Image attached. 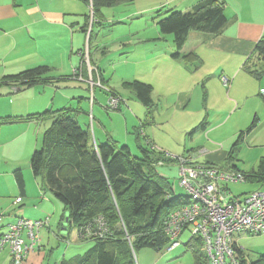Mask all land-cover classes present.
Listing matches in <instances>:
<instances>
[{
  "label": "crops",
  "instance_id": "0c3cea01",
  "mask_svg": "<svg viewBox=\"0 0 264 264\" xmlns=\"http://www.w3.org/2000/svg\"><path fill=\"white\" fill-rule=\"evenodd\" d=\"M138 1L144 3V6L140 7L142 11L133 10L126 18L141 14L151 15L159 31L157 22L168 12H187L202 0H175L179 5L175 9L165 11L163 4L167 2L166 0H134L133 2ZM224 4L227 25L223 33L216 36L200 32L189 33L184 47L178 52L180 57L177 58L173 57L176 53L174 44L168 52H161L158 49L154 54L162 63L161 70L167 74L165 85L179 86L175 88L176 91L168 95L167 102L172 115L192 112L196 118H202L197 126H181L179 129L185 130L186 133L191 128L188 132L191 141L198 138L195 134L200 131L199 135L207 138L205 146L195 141L190 144L191 151L179 154L165 144L159 145L154 135L149 136L145 132L148 126L154 124L153 112L158 103V99L154 98V90L151 94L152 107L148 115V110L136 99L129 85L133 81H142L124 80V76L121 75L123 79L118 85V90H114L109 85L113 82L104 72L107 65L101 59L95 61L92 49L90 52V45L87 58L85 57L84 43L89 38V34L91 42L92 32L86 34L84 30L88 33L94 25L102 27L104 23L101 12L95 22L87 19V15L91 14L88 12L91 11L88 0H0V151L13 149L15 154L9 159L5 154L0 155V177L13 174L20 191V196L16 199L21 198L20 202L14 203L19 209L8 213L6 218L1 220L2 224L6 226L8 222L13 223L17 218L29 221L48 219V227L41 229L46 234L47 242L52 239L47 245L54 244L53 237L58 239L60 236L52 230L54 215L52 218L48 217L51 207L56 206L52 196L45 194L42 188H38L39 191L36 188L27 191L21 172L24 168L23 164L30 160L33 150L39 148L41 135L50 124L49 121L40 118V114L47 110L62 108L78 109V122L79 115L89 114L90 124L87 127L91 126L93 140L98 145L116 141L119 145L129 147L131 143L136 153L134 132L136 128L140 129L143 126L140 134L142 138L143 136L146 138L143 139L144 142L150 148L153 147L164 153L165 156L183 158L192 164H207L244 174L245 183L251 184L250 189L239 195L231 194L233 197L242 198L254 190L264 191V167H258L264 157V98L260 95V90L264 89V62L253 58L249 64L247 63L256 43L264 38V0H224ZM160 7L163 8L159 9ZM182 8L185 11H182ZM228 9H230L229 13ZM153 11L155 15L152 16ZM162 14L164 15L161 17ZM116 38L117 42L125 40V36ZM190 39L191 44L188 45ZM120 50L125 56L129 55L130 51L124 45ZM108 53L103 52L101 55L107 56ZM187 54L193 55L188 61L182 58ZM42 66L48 70L41 76L43 79L33 85L14 90L12 86L16 83L5 79ZM190 67L195 73L200 71L195 78L191 76L194 73L184 70ZM255 71L259 74L256 75ZM223 76L227 77V85L221 81ZM91 80L94 83L93 88L90 87ZM98 82L121 97L122 104L128 102H125L127 110H122L121 104L117 111L119 115L115 114L121 119L118 129L112 125L108 127L103 121V117L105 118L103 111H107L106 106L104 107L107 93L97 86ZM57 89L68 90L62 92L60 103L55 107ZM211 96L214 99L209 102ZM88 102L89 112L85 109ZM200 110L205 111L204 117L197 116ZM8 117L14 118L13 121L7 123L3 121ZM122 120L125 136L124 139L123 137L118 139L116 136L121 133ZM11 125H15L16 128ZM212 135L216 137V141L210 140ZM178 138H181V134ZM244 148L254 158V165L246 171L239 168ZM17 172L21 173L23 188L17 184ZM157 172L167 179L170 178V171L166 168H161ZM177 172L176 168V175ZM247 175L253 177L248 179ZM36 179L34 178L35 181ZM36 185L38 186V182ZM226 186L228 188L229 185ZM31 205H33L32 210L29 209ZM7 207L8 205L0 204V212L7 213L10 210L5 209ZM4 232L0 233V236ZM50 232L53 236L48 234ZM238 239L239 243H242L247 236H240ZM249 242L250 240H247L242 243L244 245L242 247L246 250L248 259L252 260L247 249L251 244ZM41 247H44V244ZM3 248L0 252V264H9L8 248L6 247V251ZM252 248L256 252L260 251L254 253L255 256L264 254L262 246ZM30 253L23 264H32L30 262L33 261L34 254L30 255ZM66 253L64 250L60 258ZM190 264L196 263L193 260Z\"/></svg>",
  "mask_w": 264,
  "mask_h": 264
},
{
  "label": "trees",
  "instance_id": "16d2710c",
  "mask_svg": "<svg viewBox=\"0 0 264 264\" xmlns=\"http://www.w3.org/2000/svg\"><path fill=\"white\" fill-rule=\"evenodd\" d=\"M133 1L88 0L91 14L87 19L95 22L103 8ZM224 10V0H202L187 12L172 11L160 18L157 22L160 33L172 36L176 49L173 57H180L178 52L191 32L209 36L223 33L227 25ZM84 32L87 34V30ZM191 57L192 54H187L182 58L188 61ZM253 58L264 62V38L256 43L247 63ZM47 70L45 66L36 67L4 78L16 83L12 86L16 90L40 82ZM129 85L149 115L152 85L138 81ZM78 113V109L62 108L40 114V118L50 124L29 163L42 190L50 192L62 204L61 220H65L67 228H75L79 241L92 243L82 255L60 264H136L134 253L138 249L168 248L166 220L176 207L187 203L188 196L174 195L169 179L161 176L156 166L172 164L175 159L144 142L146 138L140 134L143 126L134 132L136 153L116 141L98 145L90 128L79 124ZM13 119L8 117L3 121L7 123ZM258 167H264V157ZM251 177L247 175L248 179ZM16 181L23 188L20 172L16 173ZM58 237L61 239V234ZM191 245L194 246L191 249L194 263H207L199 239L194 243L188 239L184 244L187 248ZM41 248L40 244L34 252ZM239 252L246 259L242 264H264L263 254L249 260L245 249Z\"/></svg>",
  "mask_w": 264,
  "mask_h": 264
},
{
  "label": "rangeland",
  "instance_id": "374dc122",
  "mask_svg": "<svg viewBox=\"0 0 264 264\" xmlns=\"http://www.w3.org/2000/svg\"><path fill=\"white\" fill-rule=\"evenodd\" d=\"M167 2L163 4L164 11L167 9H175L177 5L175 0H166ZM171 5V6H170ZM144 3L142 1H138L136 3H128V4H117L110 8H103L101 10V14L103 16L102 19H104V23L102 27H97L94 25L93 28H90L88 30L89 34L92 32V39L91 42L87 40L84 43V49L88 54V47H90V52L92 49V53L95 56L96 59H101L105 64L107 65V68H105V74L106 77H110L113 84H109L110 87L118 90V85L120 81H122L123 76L124 80H131L136 79L145 83H149L153 86L154 90V98L158 99L157 106L155 107L154 114V124L148 126L147 129H145L146 134L149 136L154 135L156 137V143L159 145L165 144L166 147L172 149V151L182 154L184 151H191L190 144L199 142L205 146L206 144V136L199 135L201 132H196L195 136L198 135V138L195 139V141H191V135H189L188 132L191 131V128L187 130L185 133V130H180L179 128L181 126H187L190 125L197 126L199 122L202 120V118H196V116L192 112H187L185 114L177 113L176 115H172V110L169 107L168 104V95H170L173 91H176L177 87L172 85L170 86L165 85L167 74L164 70H161L162 63L159 60V58L155 57L154 54L159 49L161 52H168L169 48H172L173 41L171 35H163L160 34L156 25L153 23L150 16H146L147 14L143 15H137V16H129L130 18H126L127 15L131 14L133 10L142 11L140 10V7H143ZM163 7H160L159 9H162ZM234 7V6H232ZM231 9V8H230ZM230 9L227 10L229 13ZM158 10V9H157ZM155 10V11H157ZM152 12V16L155 15L154 12ZM182 11H185V9L182 8ZM88 12H90L88 10ZM227 13V14H228ZM164 14L161 15V17ZM121 18H125L124 20H121ZM117 36H125V40H121L120 42H117ZM188 45L191 44V39L188 41ZM124 45L125 48L129 49V55L125 56V53L122 54V51L120 50L121 46ZM109 52L107 56L101 55V53ZM153 54V55H152ZM112 63H111V62ZM175 64V63H171ZM112 68V69H111ZM113 68L114 71H113ZM185 71L189 73H194V76L192 78H195L198 76V73H195L193 71V68L190 67V69H185ZM123 75V76H121ZM221 84V83H220ZM100 87V86H98ZM98 90V88H95ZM68 89H57L58 95L56 96L54 103L55 107H57L60 103V98L63 91H67ZM105 95V94H104ZM93 96V94H92ZM91 96V97H92ZM125 97V96H124ZM214 99L213 96L209 98V102H212ZM126 102V101H125ZM125 102L122 104V110H127V106ZM107 98L105 95V104L106 106ZM128 103V102H126ZM86 111L89 112V102L87 103L85 107ZM109 111V110H108ZM103 111L105 114V118L103 117V121L105 124L108 125V127L112 125V127L116 126V128H120L121 119L118 117L117 111ZM130 111V110H129ZM117 114V115H115ZM152 114V112H151ZM205 116V111L200 110L199 114L197 113V116ZM209 119L211 120L212 117L210 116ZM207 120V119H206ZM81 121V122H80ZM90 117L89 114L85 115H79V123L82 127L86 128L87 125L90 123ZM208 122V120H207ZM206 122V123H207ZM209 123V122H208ZM123 125L124 121L122 120L121 125V133L119 136H116L118 139H124V131H123ZM209 125V124H208ZM13 128L15 125H11ZM210 126V125H209ZM91 127V126H90ZM89 127V128H90ZM4 128V127H3ZM179 134H181V138H178ZM121 136V137H120ZM133 136V135H132ZM134 138V136H133ZM42 135L39 140L38 147L41 145ZM211 141H216L215 136H210ZM131 143L129 144V148L132 152H134L133 148L131 147ZM34 151V150H33ZM135 153V152H134ZM5 154L7 159L9 157H14V150L9 151L8 149H5V151H0V155L2 156ZM29 161L25 164H23L22 167V174L24 181L26 183V190L32 191L34 188H36L38 191L41 189L40 180L36 179V181L33 178ZM239 167L240 169L246 171L249 168L254 165V158L246 151L244 148V151L242 153V159L239 161ZM161 168H166L169 170V183L172 187L174 195H180V196H186L185 189L181 188L179 186L178 182V172L176 175V168L178 170L179 165L177 164H171V165H158L156 166V169L158 171L161 170ZM175 173V174H174ZM36 182H38V186L36 185ZM229 193L232 195H239L240 193H244L250 189L251 184L248 183H242V184H228ZM263 187V186H262ZM39 188V189H38ZM227 188V186H226ZM227 188V190H228ZM264 190V188H263ZM45 194H50V192L45 191ZM53 201L55 202L56 206L54 208L51 207L50 209V216L49 218H52L54 215V220L52 223V230L55 231L58 234H61V239L54 238L55 243L51 244L50 246L47 245L49 241L52 242V239L50 238L47 242L46 234H44L42 231H39V238L42 240V247L35 253L31 252L30 255L34 254V259L30 263L32 264H60L63 260L68 261L73 259L74 257H78L82 255L89 247L92 246L91 242H81L78 240L76 235L75 228L68 229L67 223L64 219H61V216L64 214L63 206L62 204L52 195ZM20 196L19 188L17 187L14 175H4L0 177V204L5 205L8 207L5 209H10L7 213L0 212V233L3 231H6V226L10 224L11 222H8L7 225H3L1 220L6 218L8 213H12L13 210L19 209L17 204L15 203L16 197ZM26 207V206H25ZM24 208V207H22ZM1 209H4L1 207ZM30 210L33 209V205L30 206ZM55 214H51V213ZM4 216V217H3ZM4 221V220H3ZM60 221V222H59ZM59 223V226H58ZM49 235L53 236V233H48ZM190 238V235L188 232H185L180 236L181 246L177 247L174 250H168L167 246H162L160 250H154L151 248H142L138 249L134 254L135 256V262L136 264H190L193 263V256L191 253V249L194 248L193 245H191L190 248H187L184 246L188 239ZM59 240V241H57ZM247 240H250L249 244L250 246H247V249L249 251V255L251 259H256L257 256H255L254 253L256 252L252 247H259L262 246L264 248V235L259 236H249L246 240H242V243L244 244ZM195 240L192 241L194 243ZM240 243V244H242ZM242 244V246H244ZM3 250H7L6 247L3 248ZM66 251V255L62 257L63 251ZM2 249H0V252ZM264 255V254H263ZM59 257V258H58ZM208 264V263H206Z\"/></svg>",
  "mask_w": 264,
  "mask_h": 264
},
{
  "label": "built area",
  "instance_id": "2783aa9c",
  "mask_svg": "<svg viewBox=\"0 0 264 264\" xmlns=\"http://www.w3.org/2000/svg\"><path fill=\"white\" fill-rule=\"evenodd\" d=\"M84 54L87 58L86 51ZM221 81L227 85V77H221ZM93 85L91 80L90 87ZM97 86L107 93L106 110L117 111L123 102L121 97L100 82ZM260 95L264 98V89L260 90ZM168 157L179 165V186L185 189L188 199L168 215L165 233L170 244L167 249L179 246V237L188 232L191 239L201 242L202 253L209 264H242L246 259L239 252L244 247L238 238L264 235V191L254 190L242 198L233 197L226 185L245 183L244 174ZM20 200L17 198L15 202ZM48 222V219L17 218L7 225L0 236V249L8 248L9 264H23L28 253L40 246L39 231L47 228Z\"/></svg>",
  "mask_w": 264,
  "mask_h": 264
},
{
  "label": "bare ground",
  "instance_id": "6f19581e",
  "mask_svg": "<svg viewBox=\"0 0 264 264\" xmlns=\"http://www.w3.org/2000/svg\"><path fill=\"white\" fill-rule=\"evenodd\" d=\"M175 164H177V163H176V160H175ZM182 205H184V204H182ZM189 240H190V241H193V239H191V238H189ZM206 261H207V260H206ZM207 263L209 264V262H207Z\"/></svg>",
  "mask_w": 264,
  "mask_h": 264
}]
</instances>
